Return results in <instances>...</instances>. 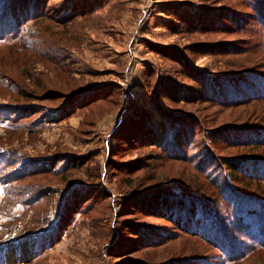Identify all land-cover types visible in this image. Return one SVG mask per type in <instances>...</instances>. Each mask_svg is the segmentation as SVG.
<instances>
[{
    "label": "rangeland",
    "instance_id": "rangeland-1",
    "mask_svg": "<svg viewBox=\"0 0 264 264\" xmlns=\"http://www.w3.org/2000/svg\"><path fill=\"white\" fill-rule=\"evenodd\" d=\"M23 5L25 26L0 43V108L12 107L10 123L0 122V179L25 194L0 181L2 264H188L176 256L198 247L206 264H264L242 232L231 260L172 219L191 209L222 219L257 185L227 162L264 164V104L246 93L224 103L264 79V0ZM103 86L113 103L59 118L62 98L40 95ZM140 111L142 140H116ZM150 188L173 194L137 195Z\"/></svg>",
    "mask_w": 264,
    "mask_h": 264
},
{
    "label": "trees",
    "instance_id": "trees-1",
    "mask_svg": "<svg viewBox=\"0 0 264 264\" xmlns=\"http://www.w3.org/2000/svg\"><path fill=\"white\" fill-rule=\"evenodd\" d=\"M24 3L25 0H0V43L4 42L9 38H15L11 36H13L21 26H25L24 22L26 20L27 8L24 7ZM72 16L69 15L68 17L62 20L65 21L66 19ZM62 23L63 22H61V24ZM29 46L33 47L34 43H30ZM41 46L43 45L41 44ZM1 76L3 75L0 73V77ZM252 82L254 84L253 88H247L246 85H244L240 88L232 90L231 92H228L231 94H236L235 96L229 95L232 99L229 102H225L224 104H235V100H237L236 97L242 93L247 94V100L249 99L248 101L252 102L253 100H255L256 103L259 102L264 104L263 77L255 75L253 76ZM9 84L10 83L8 80V84L6 86H9ZM106 90L107 89L105 86L97 88L88 87L80 88L77 90L75 89L69 93H64L60 91V89L56 88L55 90L46 89L40 95L46 97L49 100H54L58 97L62 98L61 106L55 107L56 115H58L59 118V116H69L76 112L78 109H81L90 105L91 103H94V101H106L108 99L106 98L108 96V92ZM28 93H34V91H29ZM60 93H62V95H60ZM29 96L32 97L37 95L32 94ZM107 101L108 103H113L111 99ZM68 103L70 105H68ZM242 103L246 104V102ZM1 106L2 107L0 108V122H6L7 124H9L11 114L10 110H12V107L10 108V106L6 104ZM20 108L22 107H19V109ZM145 116H147V114L144 111H140L139 119H136V121L134 122L135 124L130 123V120L126 121V123L120 122L121 125L113 135L114 138L122 142H125L126 139L132 141L136 139L142 140L140 132L142 131V133H145V129L142 130L143 127H145ZM259 116L264 119V114H259ZM176 126H179L180 128V125L176 124ZM135 132L139 133L138 136H136V139H134L136 135ZM109 150L111 152V148ZM227 167H229V170L232 172L251 173L248 176L254 179L257 184L255 189L248 191L246 194L239 195L234 203L233 201L229 202V207L226 210V216L223 217L227 220L228 223L222 222L223 218L221 219V217L216 214L215 211H210V213L205 214L201 209L195 210L194 213H191L192 209L187 212L180 211V213H174L173 216H171L173 219V223L176 222L180 227L186 228V231L182 232H186L187 235L198 239L201 243H209L217 248L223 249L224 252L227 253L228 258H231L232 260V256L242 249V244L243 247L244 244L245 246H258V252L264 251V187H262V183L264 184V164L262 161L257 160L246 165L244 169H240L239 163H237L235 160H230L227 162ZM1 182L4 183V181ZM4 184L6 185L5 192L8 193L11 190L12 192H16V194L22 192V194L25 195L23 190H21L16 183H12L13 187L11 186L10 182ZM12 188H14V191L12 190ZM153 194L163 196L173 193L168 189L159 188L145 189L142 192L137 193L138 196H148ZM181 195L185 197H196L192 193H183ZM183 208H186V206L184 205ZM216 208L220 209L218 205H216ZM48 229L41 231L40 235L45 233ZM238 232H242L247 238L244 240L245 242L242 241L243 243L240 241V243H242L241 246L240 244H238V239L236 235ZM38 234L35 233L31 235L30 241L31 239L34 240L36 237H39L40 235ZM248 241L250 243L247 245L246 243ZM198 248H200L199 252H197L198 250H194V252H191L189 256H184L183 258L179 256L176 257H178L179 259H184L182 263H184L185 261L188 264H206L203 261V258L199 255L201 250L203 251V248ZM3 252L4 247L1 246L0 264H2L3 262ZM176 257H172V259Z\"/></svg>",
    "mask_w": 264,
    "mask_h": 264
},
{
    "label": "built area",
    "instance_id": "built-area-1",
    "mask_svg": "<svg viewBox=\"0 0 264 264\" xmlns=\"http://www.w3.org/2000/svg\"><path fill=\"white\" fill-rule=\"evenodd\" d=\"M122 98H124V100H128L129 99V93L124 91V93H122Z\"/></svg>",
    "mask_w": 264,
    "mask_h": 264
}]
</instances>
